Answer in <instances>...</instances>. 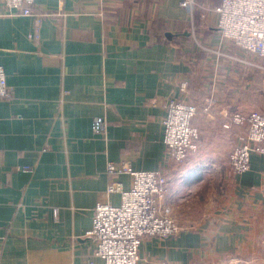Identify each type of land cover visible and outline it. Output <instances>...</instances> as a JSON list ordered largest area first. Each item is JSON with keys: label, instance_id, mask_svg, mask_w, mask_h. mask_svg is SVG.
<instances>
[{"label": "crops", "instance_id": "crops-1", "mask_svg": "<svg viewBox=\"0 0 264 264\" xmlns=\"http://www.w3.org/2000/svg\"><path fill=\"white\" fill-rule=\"evenodd\" d=\"M221 0H34L35 16L0 14V264H103L86 235L98 202L120 203L107 162L167 177L161 204L181 229L145 236L137 264L250 261L264 241V154L235 175V112H264V61L221 37ZM187 86L181 91L179 85ZM215 102L210 112L206 97ZM195 103L197 151L172 163L166 103ZM104 131L94 133L96 117ZM56 209L57 214L53 211ZM248 258V260H246Z\"/></svg>", "mask_w": 264, "mask_h": 264}, {"label": "built area", "instance_id": "built-area-1", "mask_svg": "<svg viewBox=\"0 0 264 264\" xmlns=\"http://www.w3.org/2000/svg\"><path fill=\"white\" fill-rule=\"evenodd\" d=\"M33 4L34 0H0V14L3 11L39 19L43 14L35 12ZM192 4L193 0L180 2L186 9H190ZM214 10L221 37L264 61V0H221ZM186 86L185 81L179 85L181 91ZM8 93L9 87L0 65V98L8 96ZM214 102L213 97H206L202 111L209 113ZM165 108L162 141L168 159L182 165L188 154L198 148L199 133L191 124L192 118L198 113V106L189 101L170 99ZM223 126L240 129L238 144L229 153L227 163L235 175L242 174L249 169L250 153L264 154V112L250 110L232 113L225 117ZM91 128L94 133H102L104 118H94ZM106 171L110 175H129L130 186L127 189L121 187L120 183L107 186L106 194L119 193L120 203H96L86 235L92 238L94 255L103 264H137L143 237L165 238L180 232L181 227L171 217L170 207L161 204L166 194L167 177L161 171L134 170L127 163L107 162ZM53 213L57 214L56 209Z\"/></svg>", "mask_w": 264, "mask_h": 264}, {"label": "rangeland", "instance_id": "rangeland-1", "mask_svg": "<svg viewBox=\"0 0 264 264\" xmlns=\"http://www.w3.org/2000/svg\"><path fill=\"white\" fill-rule=\"evenodd\" d=\"M171 217L174 218L171 214ZM176 221V220H175ZM177 225L180 227L179 223L176 221ZM258 245L256 246L255 250V256L250 259V261L246 262H238L233 264H264V241H257ZM248 260V258H246ZM217 264H223V263H217Z\"/></svg>", "mask_w": 264, "mask_h": 264}]
</instances>
